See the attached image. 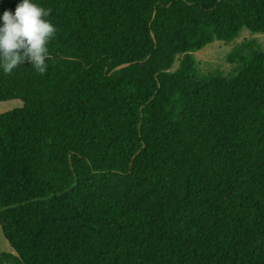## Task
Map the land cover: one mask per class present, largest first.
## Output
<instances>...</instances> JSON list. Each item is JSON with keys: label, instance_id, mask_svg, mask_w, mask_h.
<instances>
[{"label": "trees", "instance_id": "16d2710c", "mask_svg": "<svg viewBox=\"0 0 264 264\" xmlns=\"http://www.w3.org/2000/svg\"><path fill=\"white\" fill-rule=\"evenodd\" d=\"M34 2L57 32L46 73L0 71V264H264V51L195 59L264 0Z\"/></svg>", "mask_w": 264, "mask_h": 264}, {"label": "clouds", "instance_id": "9594fccd", "mask_svg": "<svg viewBox=\"0 0 264 264\" xmlns=\"http://www.w3.org/2000/svg\"><path fill=\"white\" fill-rule=\"evenodd\" d=\"M50 11L34 0H22L15 13L6 11L0 20V71L11 74L29 61L40 74L48 70L49 45L57 28Z\"/></svg>", "mask_w": 264, "mask_h": 264}, {"label": "rangeland", "instance_id": "374dc122", "mask_svg": "<svg viewBox=\"0 0 264 264\" xmlns=\"http://www.w3.org/2000/svg\"><path fill=\"white\" fill-rule=\"evenodd\" d=\"M16 0H0V6ZM254 51H264V35L244 32L233 43L215 42L201 52L195 54L197 72L200 76H219L229 79L244 63V58H249ZM179 68V63L174 70ZM22 102L10 101L0 103V115L18 110ZM4 253L15 254L5 238L0 226V256Z\"/></svg>", "mask_w": 264, "mask_h": 264}, {"label": "water", "instance_id": "95a60500", "mask_svg": "<svg viewBox=\"0 0 264 264\" xmlns=\"http://www.w3.org/2000/svg\"><path fill=\"white\" fill-rule=\"evenodd\" d=\"M129 66H130L129 64L122 65V66L118 67L116 70L119 71V70L125 69V68H127Z\"/></svg>", "mask_w": 264, "mask_h": 264}]
</instances>
